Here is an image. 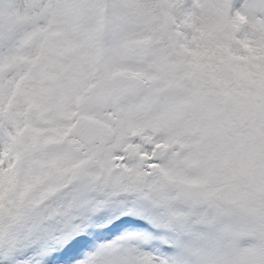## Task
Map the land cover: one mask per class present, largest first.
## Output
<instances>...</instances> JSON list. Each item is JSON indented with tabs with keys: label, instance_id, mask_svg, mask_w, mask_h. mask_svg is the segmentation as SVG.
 Masks as SVG:
<instances>
[{
	"label": "snow or ice",
	"instance_id": "1",
	"mask_svg": "<svg viewBox=\"0 0 264 264\" xmlns=\"http://www.w3.org/2000/svg\"><path fill=\"white\" fill-rule=\"evenodd\" d=\"M0 264H264V0H0Z\"/></svg>",
	"mask_w": 264,
	"mask_h": 264
}]
</instances>
